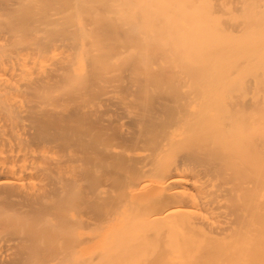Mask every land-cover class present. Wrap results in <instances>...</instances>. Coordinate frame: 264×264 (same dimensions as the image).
Returning a JSON list of instances; mask_svg holds the SVG:
<instances>
[{
    "label": "bare ground",
    "instance_id": "1",
    "mask_svg": "<svg viewBox=\"0 0 264 264\" xmlns=\"http://www.w3.org/2000/svg\"><path fill=\"white\" fill-rule=\"evenodd\" d=\"M104 25L131 41L105 50L95 40ZM134 61L146 67L144 79L169 73L149 92L169 98L170 125L153 146L144 140L132 150L99 142L104 164L98 172L113 175L102 178L98 202L110 197L106 180L118 179L112 163L127 161L133 170L119 177L122 193L113 189L115 209L104 218L97 221L74 206L46 214L55 218L46 220L54 230L61 221L68 228L100 225L85 238L95 248H83L79 260L64 259L73 254L68 251L46 264H264V0H0V190L6 189L0 193V264L12 262L26 243L22 232L12 235L17 238L6 233L26 225L4 206L7 198L22 204L17 210L23 212L27 204L53 205L54 189L62 198L83 190L78 170L84 161L71 148L48 138L32 146L23 136L53 115L49 130L66 134L67 93L73 102L87 98L75 86L94 66L101 70L95 81L100 92L69 109L101 114L107 124L112 112L119 113L123 134L145 135L146 115L132 111L135 100L119 93L122 67ZM174 84L179 94L171 93ZM87 131L77 144L95 140L86 138L93 133ZM192 153L206 162H189Z\"/></svg>",
    "mask_w": 264,
    "mask_h": 264
},
{
    "label": "rangeland",
    "instance_id": "2",
    "mask_svg": "<svg viewBox=\"0 0 264 264\" xmlns=\"http://www.w3.org/2000/svg\"><path fill=\"white\" fill-rule=\"evenodd\" d=\"M109 28H110L109 26L106 25V27H105V25H104V28L102 29V31L95 35V36L98 37V38L95 37V40L98 39V42L96 40V42H97L96 44H98V43L101 44L102 43L103 47H104V45H106L107 48H105V50L107 49V51H108L109 48L111 49L112 46H113L112 48H114V45L116 46V44H119V43L121 44L122 42H126V40H130L128 38L129 36L127 37V35L125 36V34H123V33L120 34L119 30H115L117 28L113 27V29L110 28V30H109ZM113 30L117 31V33L114 32ZM114 41H115V43H114ZM108 54H109V52H108ZM104 56H105V54L103 55V58H104ZM98 58H100V59H98ZM98 58H96V59H98V61L103 59L102 56L98 57ZM136 63H138V62H135L134 64L131 63L130 65L126 64L125 66H123L125 68L122 67V70L124 69L123 70V77H122L124 85L119 90L120 91L119 93L124 98L125 97H132L135 100L136 105L134 104L133 106L131 105L132 107H130L132 109V111L138 112V113H140V115L142 113H144L146 115V116L144 115L145 117H147L144 126L147 127L148 130L145 129L144 132H146V134L145 135L143 133L142 134L148 140L146 138H143V141H142V138H141L142 134H138L136 131H132L133 128L131 130L132 131L131 134H127V135L123 134L120 131V128H119V125H118V120L121 117V115L119 113H113L112 112V116L114 118V121L111 124H109V123L107 124L106 122L103 121V117H102L101 114H95V115L94 114L93 115L89 114V116H88V114L86 115V114H84V112L82 113V111H81L82 114L79 113V112H76V111H75V114H74L73 109H71V108L69 109V107L71 105H73V103H77V101H79L78 104L79 103H82V104L86 103L87 101H89L87 99H90V100H91V98L93 99L94 96H96L100 92L99 89L96 88L95 81L98 78H100V76H101L100 71L101 70H99V67H97V69H96V66H94L95 69L94 68L91 69V71L93 70V72H91L88 75L86 80L85 81L83 80L84 82L82 81L83 84L80 83V85L77 84V86H75L76 88L80 89L82 93H85V95L87 94L86 95L87 98L84 97V98H86V100H83L84 98L83 99L81 98L83 100V101H81L80 97L79 98L73 97L76 100V101L73 102V99H70V97L73 96V95H69L70 92L67 93V95H68L67 97H69V96L70 97L67 98L66 102H65L66 106L68 107V109L66 108L67 109V111H66L67 115L64 114L66 116H65V119L62 120V122H63L62 125L65 126L68 129L70 128V130L72 129L71 131L69 130L66 134L64 133V134H61V135H58L57 134L58 132H56L54 130L50 131L49 127H48V122H51V120H53L52 118L56 119L55 118L56 116L53 115L54 116L53 117V116H50L49 114H47V116L48 115L50 116V119H47L49 117H45L47 122L45 123V121H43V123L47 124V126H45V124H44V125H42V127L38 128L37 130H35L33 132H28V133H26L23 136L24 140L28 144H30L32 146L35 145V142L38 139L48 138L47 140L56 141L57 144H60V146L61 145L64 146V147L66 146L65 148H67V149L71 148V150L74 152L76 157H79L80 160H82V162L84 161V163H81V165L84 166L83 170H81L82 168H80L81 171L78 170L80 172L79 174H81V176H82L81 178L83 179L82 180L83 190L81 192L82 194L81 193L79 194L80 196H78V195L76 196V195H73V193H71V189L69 187L70 191L69 190L68 191L71 194L66 195V196H64V198H62L63 196L59 195L56 192L57 190L54 189L55 188L54 187L53 189L55 191L53 190L52 201H56V202H53L52 203L53 205H49L48 208H47V206H44L42 204H40V205L37 204L39 207L37 205H34L35 208L33 206L31 208V206L29 207V205L27 204L28 207H25V209H23L24 210L23 212L20 211V210H17V209H21V206H19V205H22V204H19V205L16 204V203L14 204V203L11 202V200H9L7 198L6 201H8V202L5 201L4 203H6V204L4 206L6 208H9V210H11V211H16V213L19 214V217H21V219L26 223V225H24L26 229L23 226L20 228L19 225H17L18 227L17 226H13V225H16V224L10 225V226H13V227H10L11 229L9 228L10 230L7 228L8 231H6V233L8 232L9 234L8 233L7 234L9 236L11 235L10 237L17 238L16 236H12V235H15V234L19 235L18 231H20V232H22V235H25V238H26V239H24L26 241V243L24 242V244H23L25 246L22 245L23 247H21V249L19 248L18 252L16 251V256H15L14 260L12 262H10V263H7V264H46L49 260H51V258L60 257V256H62L63 253H67L68 251H72L73 254L69 255V256H64V259L68 258L69 262H73V261L79 260L80 257L84 256V252L85 251L83 250V248H85V249H87V248L88 249H90V248L94 249L95 248L94 247V242L86 241L85 238L89 237V236H94V234H97L98 231H100V225H98V226H88L86 224L78 223V224H71L69 226L70 228H68V224L64 223V221H63V227H62V223H61L62 221L61 222L59 221L60 222L59 225L57 224V221H53L54 225H55L54 228H56V226L58 225V228H56L54 230V229H52V226L47 224L46 220H47V218H52V219L55 220V218L52 217L51 215L49 216V215H46V214H49V213H51V214H54V213L60 214L61 210H63V209L66 210V209L74 206L77 210L80 209L81 211L80 210L79 211L82 212V213L83 212H85V213L88 212L87 213V214H89L88 216L92 217L93 219H95L97 221L100 218L102 219L103 216H106L108 213H110L112 210L115 209V204H114V202H112V200H115V199L111 198V197H113L111 192L114 191V190L115 191L118 190L117 191L118 194H119V191L122 193V180H119V177L120 178H124L127 175H129V173L133 170V166L131 167L132 169L129 170L130 169L129 167L132 164L131 163H127V161L120 160L122 162H118V163H116V165H115V163L114 164L112 163V165H113L112 166L113 167V169H112L113 171L112 172L115 173L114 174V175H116L115 177H118V179L116 178V180L114 179L115 178L114 176H113L114 180H110L109 179V178H112V175H113L112 174L111 176H109V171L110 170L109 171H107V170L104 171V170L101 169L103 172L102 171L98 172L99 169H100L99 166L101 167V164H104L103 162H101L100 154H98L99 152L96 149V148L99 147L98 146L99 142H101L102 140L114 141V142L118 143V145L121 148H126V149L130 148L132 150H136L135 148L138 149L141 146V144L144 142V140H146L145 141L146 144L150 143L148 146H150L151 144H152L151 146H153V144L156 143V138H157L156 136L160 135V133H161L160 131H162V130L164 131L163 127L165 128L166 124L170 125V120H168L169 118L167 116L170 115V114H172V116H173L174 113H171V107H170V103H169L170 102L169 98L166 95H163L162 93H160V95H152L149 92V89L151 87H155L156 84L159 85L161 83H165L166 82V77L169 76V73L168 72H162V71L161 72H159V71L157 72L156 71L154 73L151 72L150 77L144 79V77H145L144 74H146V72H144L145 71L144 69L146 67H143V65H141L139 67L138 64L136 66L135 65ZM134 65H135V70L137 71V69H138V72L141 73V74L138 73L139 75H141L140 76L141 78L139 76L136 77V75H134V72H135L133 70ZM140 68H141V70H140ZM97 71H99V72H97ZM148 72H150V71H148ZM148 72H147V75H148ZM147 75H146V77H148ZM87 80H88V83L86 82ZM85 84H87V85H85ZM80 86H81L82 89L80 88ZM172 87H174V88H172ZM175 87H176V84L171 86V88L169 87L170 90H171V93L172 94H179L181 87H179V88H175ZM80 90H78L79 91L78 93H80ZM82 95H84V94H82ZM141 110H143V111H141ZM64 115L60 116V117L63 118ZM85 116H88V117H85ZM158 117L160 119H162V120H160ZM163 118H164L165 121L163 120ZM57 119H59V118L57 117ZM150 119H151L152 122L150 121ZM60 121H61V119H60ZM164 123H165V125L162 126ZM70 124H71V126H70ZM56 125H58V123H56ZM79 128H80V130H79ZM84 128H85V131L87 133H88L87 129H89V132L90 131L93 132L92 134L89 133L90 136H88L86 138L89 139V140L91 138L95 139V140L91 141V143H94V144L89 143L90 144V145L88 144L89 146L87 144H81V145H80V143L77 144V142L79 141L78 137L79 136L80 137L81 136H83V137L85 136L84 135V132H85ZM134 128H136V127H134ZM44 130H48L49 133L47 131H44ZM163 131H162V134L164 133ZM54 132L56 134H54ZM86 132H85V134H86ZM70 133H71V135H70ZM53 134H54V136H53ZM52 136H53V138H51ZM56 137H58L60 141L56 140V139H58ZM7 138H9L10 140L13 139V137L11 135H7ZM81 139H82V137L80 138V140ZM152 139L155 140V141H153ZM140 140H141V142H139ZM65 141H66L67 145H65ZM60 142H62V143H60ZM97 142H98V144H97ZM138 143L140 145L139 147H137ZM68 144H70L69 147H68ZM70 146H72V147H70ZM188 155L189 156L186 159L189 162L191 160L195 161V163H198V162L199 163L200 162L201 163L202 162L205 163L206 162V161H203V160H206V159H204V157H202V156H200L198 154L196 155V154L192 153V155L191 154H188ZM97 162H98V164H97ZM192 163H194V162H192ZM87 164H88V166H86ZM93 164H95L96 167ZM108 164L109 163H107V166H109ZM134 164L135 163H133V165ZM105 166L106 165H104V167ZM104 167H103V169H104ZM93 168H94V170L95 169H98V170L97 171L95 170V172H93L94 171ZM117 171L119 173H117ZM104 172H105V174H104ZM100 173H102V174H100ZM123 174H125L126 176L123 175ZM106 176L109 177L106 180L108 182L106 188L111 190L109 192L110 193V197H109L108 190H107L108 196H106V197H108V198H107V200L105 202L101 203L100 201L98 202V200H97V190L100 187V185H102V183H103L102 182V178L106 179L107 178ZM37 186H39V185H37ZM37 186H34L36 188L34 189V187H33L32 190L33 189L36 190ZM2 189L3 188H1L0 193L6 191V189H5V191L2 190ZM6 193L7 194L4 193V195L8 196L9 191H7ZM113 194H114V192H113ZM121 196H122V194H121ZM58 202H60V203L58 204ZM76 202H78V203H76ZM56 203L58 205H55ZM147 203H148V201H146V204ZM42 209H44L45 211L42 210ZM28 223H29V225H28ZM31 225L32 226L35 225L36 228H38V230L35 229L33 231L32 229L35 226L32 227ZM28 227L29 228L32 227V228L29 229ZM21 229L24 230V231H22ZM39 230L41 232H39ZM52 232L55 233V235ZM34 237L37 240H34ZM47 237H48V239H47ZM39 239H40V241H39ZM33 241H37V242H33ZM46 241H49V244ZM51 242H53L54 244L53 243L51 244ZM117 246L121 247L122 245L118 244ZM138 253H140V252L138 251ZM139 255L140 256H144V253L141 252Z\"/></svg>",
    "mask_w": 264,
    "mask_h": 264
}]
</instances>
